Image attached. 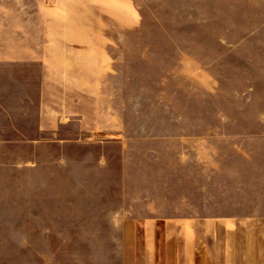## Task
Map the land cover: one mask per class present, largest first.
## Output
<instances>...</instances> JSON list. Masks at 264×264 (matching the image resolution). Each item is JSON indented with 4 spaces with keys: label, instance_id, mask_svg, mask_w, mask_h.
I'll list each match as a JSON object with an SVG mask.
<instances>
[{
    "label": "crops",
    "instance_id": "obj_1",
    "mask_svg": "<svg viewBox=\"0 0 264 264\" xmlns=\"http://www.w3.org/2000/svg\"><path fill=\"white\" fill-rule=\"evenodd\" d=\"M179 9L187 64L249 76H181L179 136L144 139L180 151L150 155L125 138L126 76L86 73L140 0H0V264H264V0ZM93 177L121 199L62 200Z\"/></svg>",
    "mask_w": 264,
    "mask_h": 264
},
{
    "label": "rangeland",
    "instance_id": "obj_2",
    "mask_svg": "<svg viewBox=\"0 0 264 264\" xmlns=\"http://www.w3.org/2000/svg\"><path fill=\"white\" fill-rule=\"evenodd\" d=\"M139 14L130 18L131 29L127 30L129 27H126L124 41L119 36L118 49L116 34H110L111 47L105 50L107 62L87 66L86 73L88 76H126L124 132L127 142L132 137L140 138L141 148L150 155L161 151L179 153V140L157 142L144 139L152 135L179 136L181 76H197V70L200 76H249L248 66L187 64L184 59L186 54L183 55L181 46L183 40L179 0H140ZM256 71L260 74V66H257ZM132 78L135 80H131ZM128 123L135 126L140 124V127L130 128ZM93 149V157H105L102 150ZM147 149L149 150L146 151ZM69 151L62 147V156H67ZM82 151L83 148L77 150V153ZM104 151L108 155L105 162L107 169L117 175L109 184L115 190L118 187L121 189L123 183L118 176L121 173L119 148L111 144ZM71 164L78 172L84 168L78 161ZM75 181L79 185L83 178L78 177ZM87 181V187L82 189L88 192L62 191V200L121 199L120 192L104 191L105 180L101 183L99 178L93 177ZM63 188L68 189L67 186Z\"/></svg>",
    "mask_w": 264,
    "mask_h": 264
}]
</instances>
